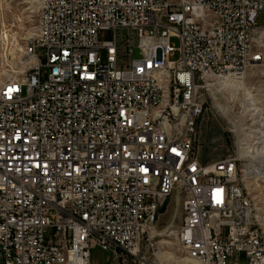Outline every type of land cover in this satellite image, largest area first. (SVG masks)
<instances>
[{
    "label": "built area",
    "instance_id": "obj_1",
    "mask_svg": "<svg viewBox=\"0 0 264 264\" xmlns=\"http://www.w3.org/2000/svg\"><path fill=\"white\" fill-rule=\"evenodd\" d=\"M34 3L28 38L0 20V264H92L93 246L105 264H183L161 255L171 198L186 264H264V159L201 163L196 97L261 61L264 0Z\"/></svg>",
    "mask_w": 264,
    "mask_h": 264
},
{
    "label": "rangeland",
    "instance_id": "obj_2",
    "mask_svg": "<svg viewBox=\"0 0 264 264\" xmlns=\"http://www.w3.org/2000/svg\"><path fill=\"white\" fill-rule=\"evenodd\" d=\"M0 20L15 21L17 24L13 31L20 38H28L36 20L34 0H0ZM256 24L258 27L253 33L252 44L253 51L261 55V61L249 67L246 75L238 81L241 83L240 86L222 87L220 81L212 78L197 84L196 97L204 101L208 107L198 134L201 163L220 160L237 151L245 157L262 156L264 159V17L262 13L259 14ZM113 36L112 31H99L97 41L102 44L111 41ZM118 37L121 38L119 35ZM138 57L137 49L133 48L132 58ZM100 59L104 62V51L100 52ZM253 109L257 112H250ZM254 126L257 128L263 126V128L261 131L254 130L256 134L250 133V129ZM257 187H261L259 188L261 191L264 190L262 185ZM257 187H252V190L260 191ZM180 205L178 198H171L165 202L158 215L157 232L161 233L159 238L164 240L161 242L162 257L170 256L171 261L186 264L187 262L182 259L184 253L175 237V232L182 221ZM90 253L92 264L112 261L111 251L99 246H93Z\"/></svg>",
    "mask_w": 264,
    "mask_h": 264
},
{
    "label": "bare ground",
    "instance_id": "obj_3",
    "mask_svg": "<svg viewBox=\"0 0 264 264\" xmlns=\"http://www.w3.org/2000/svg\"><path fill=\"white\" fill-rule=\"evenodd\" d=\"M252 66V65H251ZM239 81V79H233V80H228V79H223V80H221L220 81V84H221V86L222 87H226V88H233V87H239L240 86V84L241 83H239L238 82ZM242 90V89H241ZM247 97L249 98V95H247ZM250 104H252V103H250ZM253 107H255L254 105H253ZM251 110V109H250ZM257 112V110L256 109H253L252 111H250V112ZM249 112V111H248ZM260 111H258V113H259ZM261 154V153H260ZM262 155V154H261ZM258 189L259 188H261V187H257ZM260 190V189H259ZM261 191V190H260ZM165 235V234H164ZM162 242H164V240L162 241ZM170 257V256H169ZM171 258V257H170ZM182 259H184L186 262H188L189 260L186 258V257H184V258H182Z\"/></svg>",
    "mask_w": 264,
    "mask_h": 264
}]
</instances>
